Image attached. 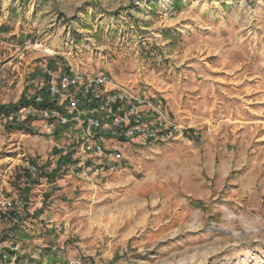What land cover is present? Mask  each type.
<instances>
[{
	"label": "rangeland",
	"instance_id": "rangeland-1",
	"mask_svg": "<svg viewBox=\"0 0 264 264\" xmlns=\"http://www.w3.org/2000/svg\"><path fill=\"white\" fill-rule=\"evenodd\" d=\"M64 57L155 91L184 133L128 150L127 182L88 174L67 195L24 173L26 154L46 160L44 121L8 130L0 115V187L27 183L0 264H264V0H0V105L41 93Z\"/></svg>",
	"mask_w": 264,
	"mask_h": 264
},
{
	"label": "built area",
	"instance_id": "built-area-1",
	"mask_svg": "<svg viewBox=\"0 0 264 264\" xmlns=\"http://www.w3.org/2000/svg\"><path fill=\"white\" fill-rule=\"evenodd\" d=\"M21 48H36L42 49L44 53H51L48 47L38 41H25ZM46 78L47 98L55 100L57 105L54 108L44 106V97L38 93L32 96L28 104L19 105L14 114L7 116V120L14 123V116L17 115L20 121H44L41 126L48 133V137L57 133L60 126L74 120L75 128L73 126L65 131L72 141L70 147H54L60 150L61 155L71 157L84 177L88 172H102V163L108 156L102 143L94 142L90 138V132L104 134L113 129L121 131L128 138L160 143L174 140L182 132L180 126L160 108L158 102H149L128 86L114 81L106 72L86 76L70 61H66L65 70L58 76L51 69H46ZM144 105L154 114L152 119L135 118L139 114V108ZM39 136L40 131L34 134L36 138ZM115 157L117 160L121 158L120 154ZM93 159L96 162L91 166L89 161ZM25 167L31 174L38 176L37 180H46L40 166L27 160ZM117 168L116 164H112L107 167V172H113ZM11 206L12 199L0 190V214H6Z\"/></svg>",
	"mask_w": 264,
	"mask_h": 264
},
{
	"label": "crops",
	"instance_id": "crops-1",
	"mask_svg": "<svg viewBox=\"0 0 264 264\" xmlns=\"http://www.w3.org/2000/svg\"><path fill=\"white\" fill-rule=\"evenodd\" d=\"M66 61H68V62L70 61L69 57H67V58L64 57L62 59V62H64V69L66 66ZM133 91L136 94L147 98L149 102H152V103L158 102L160 104V108H162L163 110L165 109L163 100L159 97V95L155 94V91L154 92L153 91L152 92L151 91L145 92V91L138 90V89H135ZM153 115L154 114L152 113V111H150V108L148 109V106L144 105V106H141L139 108V114L136 115L135 118L141 119V120H144V119L149 120V119H152ZM85 127L87 128V125H85ZM70 128H71L70 125L69 126H67V125L60 126L57 130V133H55L51 137L47 136L48 140L45 139L44 140L45 142H43V141L40 142L37 150H41V152H42L41 156L43 153L44 154L47 153V151L45 150V148L47 147L46 144H47V142L50 143V148L48 149V153H47L48 155L46 154V156H45L46 160L44 162L41 160H37L36 162H34L33 156L35 158H36V156L34 154L27 156V154H26V159L30 158L31 160H28V161L36 164L37 166H40L42 168V172H46L47 170L49 172H51L50 176H45L46 181H48L49 185L60 186L62 181L64 182L65 185H68V187L66 186V188L63 189L64 191L66 190L65 192H67V195L71 194V189H74L77 187V183H81V182L83 183L84 181L89 179V177H88L89 175L84 177L80 173L79 169L74 165V162L71 159V157L61 155L60 150H58L57 148L54 147L55 145L70 147V144L72 143V141L66 136V132H65ZM74 128H75V125H74ZM86 130H88V129H86ZM183 133H184L183 131L181 133H179L176 136V139L181 138ZM90 138L94 142L97 141L99 143H102V146L108 155L107 158L102 163L103 164L102 165V168H103L102 172H100L98 174L88 172V174L93 175L94 177L98 178L103 184H106V183L114 184V181L115 182L117 181V183L123 184V183L127 182L128 180H130L129 177L131 178V176H132L130 170H134V169L130 168V166L132 165V161L126 153V152H128V150L131 149L134 152H136L137 150L139 151V149L142 150L144 148H149L151 150L150 151L151 153H156V152L160 151V146L164 145V143H160V142H152V141L144 142L142 140H138L137 138H128V137H125L121 131L113 130V129L109 130L108 133H104V134H99L96 132H90ZM30 145H32V144L30 143ZM116 154H120L121 158L117 160L115 157ZM24 155L25 154H21L20 158L23 157ZM9 158L13 159L12 157H9ZM39 159H42V157H40ZM25 162L22 163V166L25 169V171H24L25 175L28 177L27 181L31 180V181L35 182L36 184H40L41 182L38 183V180H37L38 176L31 174L26 169ZM95 162H96V159L90 160L89 165L94 166ZM66 164H67V166H66ZM112 164H116V166L118 168L113 172H107V167L112 165ZM57 175H63V177H65V178L59 179V178H57ZM119 175H123V178L120 181L115 180L116 176H119ZM24 180H26V179H24ZM26 185H27V183H25L23 181L22 188L17 190L15 187L10 186L9 184L6 183L5 180H3V184L1 185L0 190H3L2 187H5V190H10L12 192L9 194L5 193L7 196H9L12 199V206H11V209H9V211L6 214H0V218L3 219L0 221H4L7 223H11L12 221L13 222H19L20 221V223L25 222V221L20 220L22 209L20 206L16 205V203H18L16 201L19 198V196H18L19 194L17 195L16 192H14V191L16 190V191L21 192L23 187H25ZM139 188H140V186L135 189L137 195L143 192V191H140ZM67 190H69L70 192H68ZM25 203L26 202H24L23 205ZM21 264H25V263L23 262Z\"/></svg>",
	"mask_w": 264,
	"mask_h": 264
},
{
	"label": "trees",
	"instance_id": "trees-1",
	"mask_svg": "<svg viewBox=\"0 0 264 264\" xmlns=\"http://www.w3.org/2000/svg\"><path fill=\"white\" fill-rule=\"evenodd\" d=\"M52 64L53 62H50V64L48 65L49 69L52 68ZM65 70V69H64ZM41 95L44 97V106L50 107V108H54V106H56V101L55 100H49L47 97V89L44 88V90L41 92ZM32 100V99H30ZM29 99H26L25 97H22L20 99V101L17 103V105H13V106H7V105H0V115L4 116L5 119V126L8 130H24V131H28L29 129L27 127H25V121L30 120V119H26L24 121H20L17 115L14 116V123H10L7 120V116H9L10 114H14L16 112V108L19 105L22 104H28L30 102Z\"/></svg>",
	"mask_w": 264,
	"mask_h": 264
}]
</instances>
